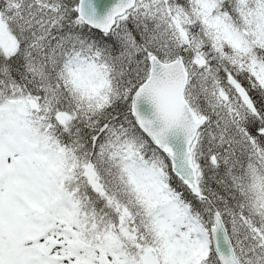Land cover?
<instances>
[{"label": "snow or ice", "instance_id": "obj_1", "mask_svg": "<svg viewBox=\"0 0 264 264\" xmlns=\"http://www.w3.org/2000/svg\"><path fill=\"white\" fill-rule=\"evenodd\" d=\"M0 264H264V0H0Z\"/></svg>", "mask_w": 264, "mask_h": 264}]
</instances>
